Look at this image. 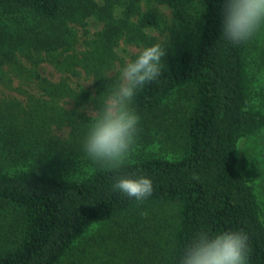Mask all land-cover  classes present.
<instances>
[{
  "label": "trees",
  "instance_id": "trees-1",
  "mask_svg": "<svg viewBox=\"0 0 264 264\" xmlns=\"http://www.w3.org/2000/svg\"><path fill=\"white\" fill-rule=\"evenodd\" d=\"M145 1L169 8L168 38L155 41L142 31L160 25L154 8L126 24L135 12L134 3L119 19L113 17L110 1L0 0V207L17 211L22 220L20 237L0 235V264H58L95 223L111 219L124 227L111 229L108 236L115 264H180L186 244L202 230H242L251 249L248 264H264L260 32L237 46L224 40V0ZM197 2L202 8L191 39L180 31ZM94 15L102 29L92 37L79 35L74 26ZM122 36L144 47L159 43L165 49L161 76L134 98L141 120L156 124L149 117L172 108V96L184 97L188 112L182 114L186 139L180 155L140 150L114 172L87 159L76 162L65 154L69 143L52 127L59 129L64 121L72 125L76 115L69 116L65 108L99 106L118 79L109 72L118 60L114 46ZM43 63L58 73L57 78L40 71ZM83 74L90 82L86 87L80 83ZM142 125L138 138L150 134ZM77 131L72 126L71 140ZM75 143L82 146V140ZM117 175L151 178L152 196L139 205L113 190ZM166 203L178 204L176 216L165 225L156 222L154 236L148 237L142 213L156 214ZM114 237L122 240L115 242ZM99 258L103 262L100 253L93 260Z\"/></svg>",
  "mask_w": 264,
  "mask_h": 264
},
{
  "label": "clouds",
  "instance_id": "clouds-1",
  "mask_svg": "<svg viewBox=\"0 0 264 264\" xmlns=\"http://www.w3.org/2000/svg\"><path fill=\"white\" fill-rule=\"evenodd\" d=\"M223 12L222 37L234 46L251 41L264 29V0H224ZM164 56V47L155 43L126 59L116 83L99 100V106L89 111L82 149L99 167L116 172L132 155L141 131V117L133 101L138 91L161 76ZM112 188L139 205L154 191L147 176L117 175ZM248 241L242 230L199 231L186 244L180 264H248Z\"/></svg>",
  "mask_w": 264,
  "mask_h": 264
},
{
  "label": "rangeland",
  "instance_id": "rangeland-1",
  "mask_svg": "<svg viewBox=\"0 0 264 264\" xmlns=\"http://www.w3.org/2000/svg\"><path fill=\"white\" fill-rule=\"evenodd\" d=\"M94 1L99 4H103L106 1H110L114 14L113 17L119 19H123L126 17V15H124L123 13V11L126 9V6L128 4L134 3L135 12H133V14H131L129 17L127 16L128 19H125L127 21L126 24L128 26L130 25L129 22H131L132 24L133 22L136 23L140 19V16L149 8H154L160 14V25L158 27L142 28V31H144V33L148 36H152L155 41H162L165 38H168V36L170 35L169 23L171 14L169 8L164 5L158 4L156 2H146L145 0H138L136 2H134L133 0ZM201 8L202 6H200L198 2L193 5L192 17L189 22L182 27L180 31V33L184 37H189L191 39L195 38L196 29L198 25L197 21ZM76 26L79 35H84V33H86L90 37L94 36L95 32L100 31L103 27L101 21L95 15L87 17L85 19L84 25H75L74 27ZM259 35V46L262 45L264 47V30H261ZM138 44L128 41L126 36L120 37L117 44L114 46V50L118 55V60L115 61L114 68L110 70V75L116 73L119 74L118 69L121 65L125 63L126 59L131 58L132 55L138 53L145 46V43L142 42H139ZM82 47L83 45H80L79 48ZM2 68L4 70L7 69L6 66H2ZM39 69L50 79H55L58 76V73H56L53 68L47 63H43ZM261 78H264V76ZM16 83V80H13V85H15ZM80 83L84 87L90 84L89 79H87L84 74L80 77ZM11 91L15 93V91ZM170 100H172L170 101L172 108H163V113L165 114L161 116L151 115L149 117L151 121L155 119L157 121L156 124L148 121L144 122L143 120H141L140 123L143 124L142 126L146 127V130L148 131V133L150 132V134L138 138L137 141H140V143L137 145L130 158H132L133 155L136 152H139L140 150H144V152L148 151L156 153L157 155H166L167 157H175L181 154L186 139V132L184 130L185 121L183 119L182 114L188 112V108H186V99L184 97L176 98L175 96H172ZM93 109L94 108H65V110H68L73 113H70L69 116L76 115L72 125L71 122L67 123V121H64V123L61 124L59 129H55L56 127L54 125L52 127L54 128V133H56L57 136L65 138V143H69L67 144L69 148L65 151V154L71 156L72 158H75L76 162H78L79 160L83 161L87 159L88 163L93 164V161L87 158V156L84 154L82 146H74L75 142H81V140L83 142V138L88 128V113ZM72 126L78 129V131L75 133L76 137H74V140H71L72 138H69ZM167 129H169L170 131ZM166 130L169 131V135ZM246 142H248V147L252 146V140L248 139L246 140ZM262 174L263 173L261 172L260 177H264V175ZM259 184H262V186H264V180H260ZM177 212V203H166L164 206L158 208V212L156 214H151L149 212L147 215H142L141 217H144V221L141 225H146L145 228H149L150 226L149 229L147 228L144 230L148 233V237L154 236L153 228L156 227V222H160L162 225H165L166 220L170 223L173 217L176 216ZM113 220L114 219L95 223L86 233V235L79 242L76 243L75 247L71 249L58 264H115L114 261H112L111 259L113 258V256L111 255L110 257L109 255V246L112 242H110L111 239L108 236L112 234L111 229L123 230L124 227L121 224L120 227H118L117 223L113 222ZM118 220L124 225L125 222L122 219ZM21 230L22 220L21 218H18V212L13 211V209H10L7 206H4V208L0 207V235L2 236V238H11V240H15L20 237L22 232ZM117 239L122 240V238L114 237L113 241L116 242ZM126 239H129V237H126ZM101 248H104L106 251L100 252ZM97 253H100L104 256L103 262L100 258L93 260V257Z\"/></svg>",
  "mask_w": 264,
  "mask_h": 264
}]
</instances>
